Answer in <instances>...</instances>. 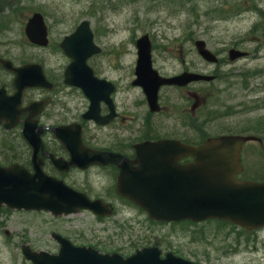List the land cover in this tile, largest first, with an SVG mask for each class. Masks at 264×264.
I'll use <instances>...</instances> for the list:
<instances>
[{
  "label": "rangeland",
  "instance_id": "obj_1",
  "mask_svg": "<svg viewBox=\"0 0 264 264\" xmlns=\"http://www.w3.org/2000/svg\"><path fill=\"white\" fill-rule=\"evenodd\" d=\"M101 10H95L89 6L88 2L81 1L71 3L73 7H68L66 11L74 15L76 22L87 20L94 31V43L103 52L92 57L88 65L94 70L96 75L105 78L115 84L117 90L114 101L119 113L125 119L130 118L120 129L122 134H129V131L140 126L146 114L143 104V96L138 88L130 86L133 74L132 68L135 61V39L147 33L152 44V64L155 70L161 75L169 76L177 74L189 68L199 69L200 72L215 75L217 78L212 86L200 84L198 88H188L176 92L173 99L165 96L161 92L162 114L154 122L155 127H165L172 130V124H176L180 119L198 117L200 123L205 125L206 134L216 135L228 131H235L242 128V122L253 121L260 116H264V109L241 111L242 107H237V114L234 117H223L207 119L214 104H229L235 106L240 101L244 105L250 98L264 97V72L260 73L249 84L248 89H242L239 84L244 77L241 73L248 71L264 70V44L255 51V46L244 39L251 25L257 17L252 7L264 10V0H102ZM100 3H98L99 5ZM3 6H0V16ZM20 18H22L20 16ZM59 24H54L50 36L59 39L66 32L62 31ZM22 34V26L14 25L13 34L1 38L3 49L14 52L15 59L21 61V47H25V40ZM246 40L240 49L246 51L248 56L237 60L234 63L227 62L226 52L233 47V43ZM203 40L206 47L214 54H217L220 61L218 66H210L200 59L195 49L193 41ZM31 51V49H29ZM44 60L45 68L49 72L60 73L67 64L58 54L39 55ZM234 76L236 81L234 83ZM219 78V79H218ZM226 81L228 83L223 82ZM251 87H257L260 91L258 95L251 96L248 92ZM65 91L57 98V103H64L62 115L72 119L79 112L86 109L87 101L79 91ZM220 92V97L218 95ZM196 97V98H195ZM211 97V98H209ZM217 99L215 100V98ZM196 99V107L191 106ZM217 109L224 111V106H217ZM56 111V107L54 108ZM55 111H51L54 113ZM163 117V118H162ZM145 119V118H144ZM149 120V118H148ZM117 127L120 125L116 123ZM93 136L101 144L104 136L108 132L93 129ZM264 137V134H261ZM247 160L249 163L257 164L264 162V147L251 145L247 149ZM76 180L89 182L93 193L104 192L108 184L106 178L94 176L92 173L73 175ZM119 210L112 219L97 222L89 213L80 212L67 217L54 219L47 213L42 212H18L0 211V264H30L20 252L21 245H28L33 251H45L56 253L58 246L50 238L51 233H58L76 239L75 243L98 244L104 242L100 233V228H112V223L123 222L128 226L136 222L139 227L143 222V216L134 210L120 207L115 202ZM138 222V223H137ZM176 232V231H175ZM151 239V235L149 236ZM83 241V242H81ZM140 240L122 239L113 244H107L105 248H116V253L123 256L128 255L130 244L139 243ZM170 242L176 247L175 251L182 255L184 259L198 264H248L254 258L246 253L236 257H219L213 247L201 248L181 242L180 235L170 237ZM104 246V244H101ZM112 251V250H109Z\"/></svg>",
  "mask_w": 264,
  "mask_h": 264
},
{
  "label": "water",
  "instance_id": "obj_2",
  "mask_svg": "<svg viewBox=\"0 0 264 264\" xmlns=\"http://www.w3.org/2000/svg\"><path fill=\"white\" fill-rule=\"evenodd\" d=\"M28 39L45 45V28L42 19L34 14L25 26ZM198 55L208 63H216V57L205 48L203 41L194 43ZM63 52L72 60L64 70V84L79 88L89 101L82 115L84 120H93L104 125L114 116L109 95L113 86L93 76L86 65L91 55L99 52L92 44V34L87 22L76 28L73 34L60 44ZM136 79L132 85L142 88L150 111H157V91L162 85L183 86L191 82H210L213 76L183 73L173 78H161L151 68L150 44L147 35L136 41ZM246 54L238 50L228 51V59L234 61ZM3 69L14 74V93L7 96L0 89V122L5 129L16 123L22 110L18 108L20 95L27 87H50L44 80L41 69L36 65L14 68L0 60ZM107 105L110 114L99 116V103ZM40 104L28 108L29 116L24 121L22 134L32 148L33 174L19 166L0 167V206L15 210L48 211L53 216L69 215L78 210H89L102 215L105 210L98 201L90 202L83 195L66 187L62 182L45 176L36 160L42 149L40 135L52 132L70 157L69 162L49 156L54 167L66 171L70 166L85 169L91 164H115L120 169L117 192L145 209L150 218L157 221L177 222L183 219L202 221L220 218L247 228L264 225V183L239 182L234 175L239 171L238 153L243 143L254 141L251 136H219L206 140L199 146H187L176 141L148 142L136 146L139 167L133 169L119 156L107 155L83 147L80 130L76 125L50 128L36 127L31 116ZM191 156L193 162L177 165L180 157ZM58 244V254L31 253L22 247L23 255L33 264H190L167 254L160 260L155 248L142 250L123 260L117 255H99L88 248L73 247L58 235L51 236Z\"/></svg>",
  "mask_w": 264,
  "mask_h": 264
},
{
  "label": "flooded vegetation",
  "instance_id": "obj_3",
  "mask_svg": "<svg viewBox=\"0 0 264 264\" xmlns=\"http://www.w3.org/2000/svg\"><path fill=\"white\" fill-rule=\"evenodd\" d=\"M51 45V42H50ZM37 63L42 67L43 73L45 75L46 80L51 84V87L49 89H24L22 91L21 99L20 102L22 104L23 108H26L27 106L34 104V103H40L44 105L43 112L40 114V116L37 118L39 124L38 125H46L49 128H53L56 126L60 125H65L69 124L72 122V115L69 118H66L64 115L66 112H63L64 115L60 113V110H63V103H57L58 96L60 94L65 93V90L67 89L63 85H59L61 82V77L57 75V73L53 72L51 74H47L44 70V66L42 65V62ZM1 85L0 87H3L8 95L12 94V86H10V83L12 81V76H3L1 77ZM115 86V84H114ZM199 87V86H198ZM197 87V88H198ZM188 87H183L180 90H186ZM116 86H115V91L113 94H111V99H112V106H113V112L115 114L114 118L112 119L111 122H109L107 125L103 127H99L101 131H106L110 136H107L105 140L101 143V145H98L96 147H92L93 149H96L104 154L107 155H112V156H119L123 161H126L132 166L133 168L138 167V163H136L137 157H136V151L133 149V145L143 142V141H148V139H158L157 135H152L151 131L156 130V128H153L150 123H148V118L150 120L155 121L158 114H162V106L160 105V113L158 112L157 114H151L148 112V107L144 101L141 106L146 108V114L145 116L143 115V119L140 117H137L138 120H140L141 124L138 128L132 129L129 131V134H122L120 129L124 127V124L127 122V120H131L130 118L125 119V117L122 116V113H119L116 108V103L114 101V95L116 93ZM176 91H168L167 97L171 98L172 95L175 94ZM170 93V94H169ZM172 94V95H171ZM47 102V106L45 105ZM56 107V111L54 113H51V111H54V108ZM46 112L51 114L54 118L55 116L58 117L56 121L49 120L46 122ZM108 108L105 104L101 103L100 104V115L105 116L108 114ZM149 114V115H148ZM27 116V115H26ZM25 116V117H26ZM25 117H22L23 119ZM81 117V115H80ZM145 118V119H144ZM74 122H77V120L80 122L82 125V135L81 137L83 138V133H86L87 129V122L82 121L79 117H75ZM119 122V126L117 127L116 123ZM183 124V121L178 122L176 124H173V131H170L167 133V135H161L160 138H168V139H174V140H181L185 141L187 139L185 137V130H186V125L184 124L185 128L181 127ZM18 129L9 131V132H3L0 130V134L4 133L2 136H0V165L2 166H8L9 164L12 163H18L22 166H24L26 169L29 171L32 169L31 165V149L29 148L28 144L25 142L24 137L21 134V129L22 125L19 124ZM84 128V132H83ZM154 129V130H153ZM184 130V132H182ZM156 133V132H155ZM153 136V137H152ZM85 138V137H84ZM86 140V139H85ZM89 141H92V138H89ZM41 142H42V149L39 151V157L42 158V166L45 172L48 174H57L59 178H63L68 180L73 179V175H75L74 172L78 173H83L76 171V169H70L66 173H61L58 172L54 167L51 165L50 160H49V155L55 156V157H62L64 159H68V154L67 152L62 148L61 144L58 143L52 134L49 133H43L41 135ZM84 142V141H83ZM84 144L88 147V145L84 142ZM10 149H13L14 151H11L13 153H8ZM190 158H184L178 161L180 164H185L190 162ZM89 170V169H88ZM89 171H95V172H100V173H106L109 172L111 174L112 179L116 180V178L119 176V171L116 168V166H105V167H94V169H91ZM89 171H84L89 172ZM106 176V175H105ZM109 178V176H107ZM74 184V181H73ZM117 200L123 204L124 206H131V203L129 200H126L124 198H120L118 196ZM133 208V207H132ZM134 209V208H133ZM134 211H137L136 209ZM142 216H145L143 212H139ZM147 226H143V230H146ZM259 237L261 239H264V229L258 232ZM148 240V236H145ZM149 247L148 245L143 246L141 248ZM140 249V248H139ZM138 249L134 250L133 252L137 251Z\"/></svg>",
  "mask_w": 264,
  "mask_h": 264
},
{
  "label": "trees",
  "instance_id": "obj_4",
  "mask_svg": "<svg viewBox=\"0 0 264 264\" xmlns=\"http://www.w3.org/2000/svg\"><path fill=\"white\" fill-rule=\"evenodd\" d=\"M186 2L190 1V0H185ZM8 6V11L6 14L0 16V35L4 30H8L11 29V25H12V17H14V15L16 14H20L21 11L24 9V7L19 6V1H15V2H10V4H7ZM31 8L32 10H37L40 11L42 14L44 13L43 10L36 4V3H32L31 4ZM252 9L255 11V14L257 16V20L252 24V26L249 28L248 32L245 34L244 39H249L248 42H252L256 45L255 51L257 49V46H261V44H264V10L257 8V7H252ZM242 38V41L245 42L246 40H244ZM238 43V42H237ZM235 46H237L234 43ZM264 72V70L262 71H252V72H242L241 73V77H244L243 80H241V83L239 84V86L242 89H248V86L250 83H252V81L254 79H256L257 77H260V73ZM3 73L0 70V81L1 77L3 78ZM236 77L234 76V83L236 81ZM226 82V81H225ZM1 83V82H0ZM228 83V82H226ZM229 84V83H228ZM260 90L256 87H251V89L248 91L250 93V97L251 96H255L257 94H259ZM244 101H240L239 103H237L234 107L230 106V105H223L224 106V111H221L220 109H217V111L215 112V109L212 110L210 116L208 117L209 120L211 119H215V118H223V117H230L233 115H236L237 112V107H242L240 110L244 111L246 113H249V111H256L257 109H264V97H259V98H250L247 100L246 104L244 105ZM247 124L244 125L243 128H241L240 131H244V132H251V134L253 135H259V134H264V116H260L258 118H256L253 121H243ZM189 125V124H188ZM246 128V129H244ZM244 129V130H242ZM196 130H198V128H196ZM192 131H194L192 129ZM196 132V131H194ZM200 132V130H199ZM152 223V222H151ZM159 225L161 223H158ZM158 224H154V226L158 225ZM178 226V224H171L170 227H176ZM200 228V226H199ZM193 239L198 241V242H203L205 241V237L202 234H195L193 236ZM253 240L252 237L247 236V241Z\"/></svg>",
  "mask_w": 264,
  "mask_h": 264
}]
</instances>
